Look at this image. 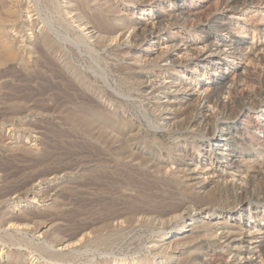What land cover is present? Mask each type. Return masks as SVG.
I'll return each mask as SVG.
<instances>
[{
	"label": "bare ground",
	"instance_id": "bare-ground-1",
	"mask_svg": "<svg viewBox=\"0 0 264 264\" xmlns=\"http://www.w3.org/2000/svg\"><path fill=\"white\" fill-rule=\"evenodd\" d=\"M63 1L60 3V0H0V68L13 65L15 68L22 67L26 70L29 64L32 65L31 63L39 67L41 65L37 56L39 58L42 56L41 59L45 61L43 68L48 74L46 79L49 85L47 84V88L49 91H53L55 100H58L59 95L65 96L67 94L65 91L74 93L75 97L79 96L78 100H86L88 98L87 93H91L94 96L98 95L107 103H114L117 109H114V112H110V110L108 112V110L99 108V103L98 106L96 104L93 106L92 103L91 105H83L84 102L82 103L83 107L68 108L67 104V106L65 104L58 106L57 103L53 104L52 101V105L43 108L44 112L49 115L59 113L63 123L65 122L71 128L75 127V129L82 131L87 138H90L89 141H93V144L90 143L87 152L82 156L81 166L93 164L102 169L94 170L88 174L85 173L76 182L75 185L80 188L82 197L79 200L80 208L78 207L79 209L75 210L74 213H71V208H64L63 206H56L57 208L54 210H48L45 213L35 210H21V213H13V215L7 212L0 213V228L6 227L10 231L33 232L38 234L39 238L49 241L52 245L54 244L55 247L59 246L60 252H57L52 251L49 245H29L27 243V247L30 248L31 261L35 262L39 259L38 255H41L46 257V264H71L90 250L96 252L99 250L106 252L110 249L113 250L115 245H119L120 241L124 242L126 237L131 234H134L131 241L138 246L144 240L141 235L135 236L139 231L143 230L142 232L147 234L148 231L149 233V229H151L154 222L156 225V221H160L159 225L160 223L162 226L165 225L168 230L169 221L175 216L188 211L191 207H195L201 214H215L226 209H229L230 212L236 211L238 205L233 206L232 204L235 203L226 199L231 194H234V200H238L243 206L250 204L252 201H249V199L252 200L253 196H261V201L264 202V168L261 167V169L250 174V182H255L256 179L261 180L258 181L257 188L254 189L255 186H252L250 191L245 188H234L233 190V187L224 186L222 181L216 180L218 177L220 179L221 174L217 177L210 175L205 179L201 177L202 172H200L199 167L203 159L209 160V164H212L213 160L216 159L220 166L219 160L226 158L222 154L223 148L226 146L229 147V150L227 149L229 156L233 158H231V161L236 159L237 153L232 148V138L229 137L234 132L232 127H229L230 122L237 120L246 111H258L263 108L264 93L257 92L255 95L244 93L238 94V96L234 94L231 97L232 103L225 104L220 100V97L223 95L227 83L221 81L218 85L213 86L208 96L200 98L195 106L188 100L189 92L184 88H180L181 86H176L174 80L175 84L171 82L168 85L161 86L160 88L165 89L164 91H168L166 92L168 100L165 102L157 100L155 104L153 103V107L155 106L160 112L158 120L163 121L165 126L169 127L170 136L173 135L172 138L178 140L175 144L176 149L182 152L181 154L175 153V156L169 153L168 150L164 152L177 167L176 172L165 176L162 174L164 167L159 160L160 156L158 157L155 149L149 146L150 142L147 144L145 141L146 138L150 139V137L145 139L143 137L145 134L144 127L120 115V106L127 107V105H124L125 103L111 90L107 91L104 86V83L106 84L109 78H112L115 81L117 90L122 92L119 91L122 96L134 94V96H140L141 99L151 98L155 101L159 96V91H162L157 87L145 88V86L143 88L145 83L141 81L143 75L137 74L136 69L127 63L123 64L122 62V64L113 66L110 69L105 67L109 70H106L103 66L105 60L108 59L102 58L99 51L107 49L110 56L119 57L120 53H117L118 55L113 54L114 49L121 45V41L129 29L137 28L136 26H129L121 15L122 6L126 0ZM255 1L218 0L219 4L230 9L231 12L241 7L254 6ZM212 2L210 6L213 5ZM130 3L135 7H142L145 6L146 1L139 0L137 3L129 1ZM257 4L261 5L260 2H257ZM212 9L200 13L201 17L196 16L200 23L207 26L200 28L198 31L195 30V32L200 31L202 35H205V44L207 43L208 46L213 47V45L215 46L214 40L217 39L216 33L228 34L229 30L226 25L217 21L216 16L212 17L211 14L215 12ZM185 15V11L179 7L177 13L173 14L170 19L167 21L159 19L157 24L159 28L163 26L165 21L171 23L172 26H180ZM25 20L29 24L34 22L33 26L28 29L30 32L32 31L29 35L33 34L35 38V43L31 45L32 48L30 45V47L26 45L27 41H18ZM141 28V32L137 35L141 39H145L149 30L146 27ZM192 29L191 32H194ZM22 43L24 46H22ZM226 46L228 45L223 44V48ZM168 60L167 58L165 61ZM82 65L86 66V69L90 72L84 70ZM174 65H177L176 62H174ZM27 72L29 73V69ZM33 77L37 81L39 74L36 73ZM238 78L240 83H244L242 75H239ZM256 83L263 86L264 76L261 81ZM172 88L174 90L170 93ZM55 90L58 92H55ZM67 96L69 97V94ZM60 101L62 100L60 99ZM209 106L217 109L219 115H214L209 111L207 109ZM21 109L23 112H33L35 106ZM120 109L122 110V108ZM12 110L15 111L16 109L12 108ZM123 112L125 111L123 110ZM217 134L223 138L220 140L224 144H219V148L217 147L215 150L212 143L218 142L215 139ZM205 139H208L209 143L206 144ZM198 141L201 143L200 147V144L198 147L196 146ZM204 146L208 147L209 150H206ZM191 149L194 152L196 151L197 157L193 155L191 158L188 157L187 152ZM20 150V153H22L19 155L22 158L21 160H27L31 152L28 153L25 148ZM238 150L243 152L247 148L239 143L237 145ZM183 155L186 160L183 159ZM212 156L214 159H212ZM40 161L43 162L42 158ZM235 163L237 162L233 161L231 165ZM105 168L114 170L110 173L112 176ZM14 190V188H8L2 192L0 191V204L6 201L9 194ZM84 191H90V196H84ZM32 201H36V198H32ZM40 201L37 200L36 202ZM19 203H16V208ZM61 221L64 222V226L58 227V222ZM42 225L51 226V228L42 232ZM31 226L33 227L31 228ZM198 228H196L195 235L188 238L186 242L196 244L202 238L203 234L201 232L208 231L205 226ZM231 234L227 233L222 236V239H225L228 244L237 242L236 237ZM0 240L10 246L21 245L26 242L10 232H7ZM186 242L183 244H186ZM156 245H154L156 251H151V254L154 257L161 256L162 263H168L175 257L171 256L172 253L170 255L166 254L168 256L166 258L165 252L160 250L161 247L156 249ZM261 248H263L262 253L264 256V244ZM0 253L2 257L7 255V264H23V260L25 261V253L10 252L8 254L3 248H0ZM119 258L121 259V257ZM120 259L116 260L115 264L131 263L125 257ZM135 262L136 264H154L156 259L143 257L134 260L132 263L135 264ZM196 262L197 256L192 253L180 259L177 264H196Z\"/></svg>",
	"mask_w": 264,
	"mask_h": 264
},
{
	"label": "rangeland",
	"instance_id": "rangeland-1",
	"mask_svg": "<svg viewBox=\"0 0 264 264\" xmlns=\"http://www.w3.org/2000/svg\"><path fill=\"white\" fill-rule=\"evenodd\" d=\"M129 1L137 3L139 0H126L122 6L121 15L129 26H136L137 28L129 29L124 37L125 39H122L121 45L114 49L113 54L118 55L117 53H120L119 57L110 56L107 49L99 51V55L102 58L108 59L105 60L107 65L104 62V68L108 67L110 69L113 66L122 64V62L133 66L137 74L143 75L141 79V81L145 82L143 88L145 86V88H160L171 82L173 84L176 83V86H181L180 88H184L189 92L188 100L195 106L200 98L208 96L213 86L215 84L218 85L221 81L227 83L226 90L224 89L223 95L220 97V100L225 104L232 103L231 97L234 94L238 96V94L244 93L254 95L257 92L264 93V85L256 83L261 81L264 76V0H256L254 6L241 7L242 9L239 8L232 12L219 4L218 0H145L146 4L142 7H135L132 3L129 4ZM61 2L64 1L60 0ZM211 2L215 10L211 14L212 17L216 16L217 21L226 25L229 30L228 34L216 33L217 39L214 40L216 48L214 45L213 48L208 46L207 43L205 44V35H202L200 31L195 32V30L198 31L200 28L207 26L200 23L196 16L201 17L200 13L207 12L210 8L212 9V6H210ZM257 2H260L261 5L257 4ZM179 7L185 11L186 15L183 18L182 25L172 26L171 23L166 21L177 13V8ZM159 19L166 20L160 28L157 24ZM33 24L34 22L29 24L25 20L23 24L25 28H21L23 31H20L21 33L18 36V41H27L26 45L28 47L35 43L34 35H29L32 31L28 30ZM141 27H146L149 30L145 39H141L137 35L141 32ZM189 28L190 30H188ZM191 29L194 32H191ZM223 44L228 46L224 47V49ZM22 46H24L23 43ZM252 46L253 48L251 49ZM41 57L37 56L41 65L39 67L31 63L32 65L29 64L30 68L27 67L26 70L22 67L15 68L13 65L0 68V191L2 192L8 188L15 189L9 194L7 200L0 204V213L7 212L13 215V213L19 214L23 210H35L45 213V211L54 210L58 206L71 208V213H74L75 210L80 208L79 200L82 197L80 188L75 185L76 182L79 181L83 174L102 169L93 164L81 166L82 156L87 152L86 150H88L90 143L93 144V141H89L88 139L90 138H87L82 131L75 129V127L71 128L65 122L63 123L59 113L49 115L44 112L43 108L52 105V102L53 104L57 103L58 106L67 104L68 108L83 107V105H91V103L93 106L95 104L98 106L99 103L101 106L99 108L114 112L117 109L115 104L107 103L104 99L99 98L98 95L94 96L91 93H87L89 99L78 100L79 96L75 97L74 93L72 94V92L68 91H65V93L69 94V97L67 94H64L65 96L59 95L57 97L58 100H55L53 91H49L47 88L49 85L46 79L48 74L43 68L45 61ZM167 58L169 62L165 61ZM174 62L177 65H174ZM82 66L84 70L90 72L86 69V66ZM28 69L29 73L27 72ZM36 73L39 74L37 81L33 77ZM239 75L243 76L244 83L239 82ZM28 77L29 79H27ZM104 86L107 91L111 90L125 103L124 105H127V107L120 106L122 108V110L119 108L120 115L144 127V132L147 134L143 135L144 139L150 137V139H145L146 143L149 144L150 142L149 146L155 149L158 157L160 156L159 160L164 167L162 174L167 176V174L171 175L176 172V165L172 163L171 158L168 159V155L164 152L168 150L174 156L175 153L181 154L182 152H179L175 147L178 140L172 138L173 135L170 136L169 127L165 126L163 121L158 120L160 112L155 106V108L153 107V103L155 104L157 100L161 102L168 100L166 97V92L168 91L160 88L162 91H159V96L155 101V99L151 98L141 99L140 96L137 97L134 94L131 95L132 97L127 94L128 98L122 96L120 94L121 91L117 90L115 81L112 78H109L108 82L104 83ZM56 90L55 92H58ZM173 90V88L172 90L170 89V93ZM176 96L178 95L176 94ZM83 102L84 104L82 105ZM31 106H35L33 112H23L21 109ZM17 107H20L21 111ZM9 108L10 110H8ZM12 108L16 110L14 111ZM207 109L214 115H219L218 110L213 109L212 106L207 107ZM229 127H232L234 131L229 137L232 138V148L237 153L236 159L233 161L237 163L231 165L233 158L229 156V151H227L229 147L226 146L223 148L222 153L226 158L219 160L220 166L213 156V165L209 164V160L203 159L201 161L199 164L200 172H202L201 177L206 179L210 175L217 177L221 174L220 179L218 177L216 180L222 181L224 186L233 187V190L234 188H245L251 191V187L255 186L254 189L257 188L258 181L261 180L256 179L255 182H250V174L261 169V167L264 168V107L258 111L250 110L242 113L237 120L230 122ZM215 139L218 142L212 143V145L216 150L219 144L224 143L221 142L220 139L223 138L218 134ZM205 142L207 144L209 140L205 139ZM197 143L196 146L198 147L200 144V147L201 143L199 141ZM239 143L243 144L247 150L243 152L237 151ZM206 146L204 148L209 150ZM21 148H25L28 153L31 152L27 160H21L22 158L19 156L22 154L20 153ZM191 150L189 151L190 153L187 152L188 157H197L196 151ZM182 157L185 159L184 155ZM41 158L42 163L40 161ZM106 170L109 171V174L114 171L109 168ZM110 176L112 175L110 174ZM90 194V191H84L83 193L86 197H89ZM32 198H36V201H41H32ZM226 199L230 202L233 201L235 203L232 204L233 206L238 205L236 211L230 212L229 209H226L224 210L225 212L218 211L215 214H201L195 207H191L188 211L172 218L169 221L168 230L165 225L162 226L161 223L159 225L160 221H156V225L155 222L152 224L149 233L148 231L147 234L142 232L143 230L139 231L135 236L141 235L144 237L143 243L138 244L140 248L131 241V238L134 237V234H131L126 237L124 242L120 241L119 245H115L113 250H108V253L104 250L97 252L90 250V252L71 264H115L116 260L120 259L119 257L121 259L127 258L129 263L131 262L130 264H134L132 263L134 260L136 261V259L143 257L156 259L154 264H177L180 259L192 253L197 256L196 264H264L263 248H261L264 244V202L261 201V196H253L252 200L249 199L252 202L244 206L238 200H234V194L226 197ZM18 202L20 203L16 208L15 205ZM57 226L63 227L64 222H58ZM203 226L208 231L201 232L203 235L198 240L199 243L186 242L188 238L195 235L196 228ZM3 228H0V239L7 232H10L26 241L21 245L10 246L0 240V248H3L8 254L10 252L25 253L23 264H46V257L41 255H38L39 259L35 262L31 261L30 248L29 246L27 247V243L29 245H49L52 251L60 252L59 246L55 247L49 241L39 238L36 233L10 231L6 227ZM50 228L51 226L42 225V232ZM227 233H232L231 235L236 237L237 242L230 244L225 242L222 236ZM185 242L186 244H183ZM177 243L178 245H176ZM154 245H156V249L161 247L160 250L165 252V256L173 253L171 256H175L173 257L174 259L172 258L168 263H162L161 256L154 257L151 254V251H156ZM91 251H93V255ZM7 259V255L3 257L0 255V264H7Z\"/></svg>",
	"mask_w": 264,
	"mask_h": 264
}]
</instances>
